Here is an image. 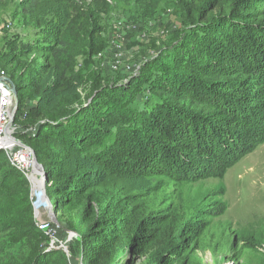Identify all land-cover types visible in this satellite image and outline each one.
I'll use <instances>...</instances> for the list:
<instances>
[{
  "label": "trees",
  "instance_id": "obj_1",
  "mask_svg": "<svg viewBox=\"0 0 264 264\" xmlns=\"http://www.w3.org/2000/svg\"><path fill=\"white\" fill-rule=\"evenodd\" d=\"M163 4L180 13L184 26L177 30L205 37V57L169 61L191 42L181 37L159 57L168 56L165 72L143 81L138 96L125 92L139 77L125 85L100 78L81 100L77 57L102 52L115 20L130 19L139 29L154 23ZM15 6L31 32L13 47L11 73L5 72L17 91L13 122L35 127L34 135L16 136L43 164L55 214L76 233L71 254L83 264H201L198 250L226 249L232 231L215 222L227 209L225 185L218 182L208 196L192 189L223 179L264 143V0H17ZM37 52L44 62L22 79ZM0 233L10 242L0 241V264H69L62 250L47 249L28 182L3 150ZM241 234L243 245L264 244L250 230ZM17 243H26L20 262L5 248Z\"/></svg>",
  "mask_w": 264,
  "mask_h": 264
},
{
  "label": "rangeland",
  "instance_id": "obj_2",
  "mask_svg": "<svg viewBox=\"0 0 264 264\" xmlns=\"http://www.w3.org/2000/svg\"><path fill=\"white\" fill-rule=\"evenodd\" d=\"M16 1L0 0V70L6 73H11L12 65L9 63V59L17 52L18 40L31 32V28L27 26L25 21L22 22L20 14H17ZM161 7L166 10L153 20L154 23H147L139 29L136 28L135 21L132 22L130 19H126L127 21L124 19L115 20L113 27L105 36L106 47L102 52L85 61H83L84 57H77L73 74L81 75L84 79L77 86V93L81 100L90 94L92 81L100 78L105 83L125 85L135 76L139 77L134 88H129L127 89L129 91L125 92V95H128L127 97L130 99L138 96L143 81L151 78L158 71L165 72L164 61L168 60V56L164 54L161 58L159 57L168 45H171L172 41L174 42L181 37H186L191 42L175 48L171 52L173 56L169 61L180 64L185 61V55H189L188 57L192 60L205 57L204 48L209 49V45L205 41L201 42L205 37L192 34L193 38H191L183 29L177 30L180 23L184 26L183 22H179L180 13L173 6L169 7L163 4ZM118 25L122 27L119 30V37L114 34ZM14 46L17 48L16 50L13 48ZM19 59L25 61L28 57ZM43 62L44 59L37 52V59L27 69L23 70L21 78L29 80L30 76L33 75L35 65ZM50 74L51 72H48L45 77L47 87L52 84ZM33 175L36 180L40 181L41 176L36 171ZM25 179L29 185V199L36 223L46 221L52 227L50 232L45 231L49 243L47 249L62 250L69 264H83L81 257L78 254H71L70 250V243L75 238L76 233L66 227L64 220L61 222L58 219L51 201L49 204L45 198L46 195L50 200L47 194V181L45 180V187L43 188L42 186L36 187L37 184L33 186L31 179L27 177ZM218 182H223L225 185L226 191L222 199L226 201L227 209L216 218L215 222H222L232 232L227 240L226 249L214 254L210 250H198L196 252L201 264H264V244L248 243L253 245L252 249H248V247L245 248L248 244L243 245L244 240H237V235H242L241 231L243 230H250L255 236L264 240V143L232 165L223 179L210 178L194 186L192 191L208 196ZM49 206H51L50 209L56 222L52 220ZM214 206L217 209L219 207V205ZM251 225L257 226L259 232L256 233L251 230L253 227ZM243 235L246 236L245 233ZM244 239L257 241L247 236ZM0 241H5V244L10 245L7 234L0 233ZM25 246L26 243H17L13 248H8V246L5 248L10 249V253L14 255L16 262H20L25 256Z\"/></svg>",
  "mask_w": 264,
  "mask_h": 264
},
{
  "label": "built area",
  "instance_id": "obj_3",
  "mask_svg": "<svg viewBox=\"0 0 264 264\" xmlns=\"http://www.w3.org/2000/svg\"><path fill=\"white\" fill-rule=\"evenodd\" d=\"M120 28H122L121 25H118V27L116 26L114 33L115 36L120 35ZM0 77H7L5 71L0 70ZM12 107L13 95L9 88V84L5 81L0 82V150L4 151L10 165L23 173L25 177H30L29 179H31L35 172L33 151L32 148L21 141L16 134L17 131L21 130L23 133L28 132L31 135H34L35 127L21 128L13 121L11 122ZM19 142L23 143V145H20ZM37 226L40 230H44L46 232H50L52 230L50 223L46 221L38 222Z\"/></svg>",
  "mask_w": 264,
  "mask_h": 264
},
{
  "label": "water",
  "instance_id": "obj_4",
  "mask_svg": "<svg viewBox=\"0 0 264 264\" xmlns=\"http://www.w3.org/2000/svg\"><path fill=\"white\" fill-rule=\"evenodd\" d=\"M7 82L9 84V88L12 92L13 95V107H12V111H11V122L13 121L14 118V112L17 109L18 106V100H17V91L15 88V84L13 83L12 79L10 77H0V82ZM20 145H23V143L19 142ZM33 151V150H32ZM33 163H34V170L36 171V173L41 176V186L44 188L45 187V180H46V172L44 170L43 165L37 160V157L33 151ZM45 195V194H44ZM45 198L47 200V202L50 204V200L47 198V196L45 195ZM51 206H49V210L50 213L52 214V210L50 209ZM52 220L56 222V219H54L53 214H52Z\"/></svg>",
  "mask_w": 264,
  "mask_h": 264
},
{
  "label": "bare ground",
  "instance_id": "obj_5",
  "mask_svg": "<svg viewBox=\"0 0 264 264\" xmlns=\"http://www.w3.org/2000/svg\"><path fill=\"white\" fill-rule=\"evenodd\" d=\"M34 176V175H33ZM30 178V177H29ZM37 181V182H36ZM40 181H41V179H40ZM39 180H36L35 179V177H31V183H32V185L34 186L35 184H37L36 185V187H38V186H41V182H40ZM34 191H35V189H34Z\"/></svg>",
  "mask_w": 264,
  "mask_h": 264
}]
</instances>
